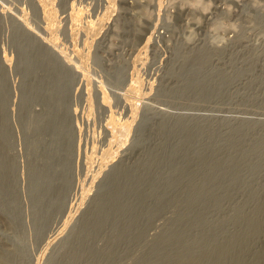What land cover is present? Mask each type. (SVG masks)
<instances>
[{"label":"rangeland","instance_id":"1","mask_svg":"<svg viewBox=\"0 0 264 264\" xmlns=\"http://www.w3.org/2000/svg\"><path fill=\"white\" fill-rule=\"evenodd\" d=\"M0 264H264V0H0Z\"/></svg>","mask_w":264,"mask_h":264},{"label":"bare ground","instance_id":"2","mask_svg":"<svg viewBox=\"0 0 264 264\" xmlns=\"http://www.w3.org/2000/svg\"><path fill=\"white\" fill-rule=\"evenodd\" d=\"M186 262V261H185Z\"/></svg>","mask_w":264,"mask_h":264}]
</instances>
